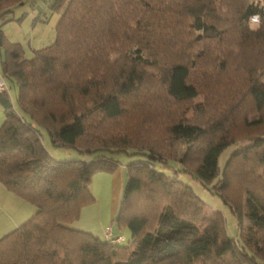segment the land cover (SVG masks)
<instances>
[{"label":"trees","instance_id":"trees-1","mask_svg":"<svg viewBox=\"0 0 264 264\" xmlns=\"http://www.w3.org/2000/svg\"><path fill=\"white\" fill-rule=\"evenodd\" d=\"M51 8L60 11L54 40L30 58L0 31L2 73L17 86L15 103L0 93V183L35 207L0 238V264H264L262 0H52ZM204 90L201 118L174 113ZM243 103L244 125L258 131L220 168L221 153L241 141L231 127ZM208 105L221 118L205 122ZM41 130L52 147L87 157L55 159ZM88 132L98 141L83 146ZM121 153L143 156L125 164L114 218L128 232L124 244L71 226L95 201L92 175L114 171ZM170 161L220 197L238 219L237 237L221 211L155 167ZM237 166L243 206L227 194Z\"/></svg>","mask_w":264,"mask_h":264},{"label":"rangeland","instance_id":"rangeland-1","mask_svg":"<svg viewBox=\"0 0 264 264\" xmlns=\"http://www.w3.org/2000/svg\"><path fill=\"white\" fill-rule=\"evenodd\" d=\"M50 2V3H49ZM13 3V0H3L0 5L1 7H7V5H10ZM52 0H26L22 1L20 4H13L10 6L9 11L6 13V17L2 20V15H0V29L4 33V36L7 38V40L11 42H18L21 47L24 50L25 56L30 58L32 57L33 50L37 49L39 47H43L46 45H49L54 40L55 35V25L57 23V19L50 18L48 15L46 18L41 16V11H47L49 8H51ZM262 4L264 5V0H262ZM48 20V21H47ZM259 18L258 16H252L249 21L250 28H256L258 24ZM2 52V51H1ZM1 61V60H0ZM0 71L1 68H0ZM7 86L9 89L5 92L1 93H8V96L12 99V101L15 103L16 101V95H17V86L16 84H13L11 86V82L9 80H6ZM205 90L202 91L197 97H195L193 100H191V103H185L184 105L178 104L174 105V113H176V109H179V113L184 121L189 122H195L197 119L201 118V114L199 115V105H205V100L208 103V100L206 99ZM209 105L207 106L206 111L204 112L203 117H207L206 121H213L217 118H221V114L213 115L211 109H208ZM245 103L242 105V112L239 114L240 117L238 119H235L233 122V126L231 127V134L236 139H241L239 141L240 143H237L239 145H232L229 146L227 149H225L218 159L219 167L222 168L225 160L233 149H236L240 146V144H245L246 141L243 139L248 133H253L258 131L256 128H247L246 125H244V119L243 114L246 113ZM255 113H247V120L254 118L253 115ZM209 118V120H208ZM90 122V126H92V121ZM103 123V122H101ZM105 125H109L112 128L117 129L114 125L110 124H100V128L104 130H108L109 128ZM93 131L92 127H89ZM106 131H104L103 136H107ZM42 138L44 141V144L46 145L48 151L51 152V156L54 157L57 160H73V159H84L87 157L85 154H81L75 149L72 148H66V147H52L49 141L48 133L44 130H41ZM98 136V135H97ZM96 136V137H97ZM108 137V136H107ZM99 137L96 139L93 138L92 133L88 132L86 134V137L84 140H82L83 146H89L90 141L95 140L98 141ZM243 140V141H242ZM114 156L120 163H129L132 160L135 159H141L143 156L139 154H131V155H125L123 153L121 154H114ZM240 164H238L239 166ZM234 167L232 170H230V179H231V187L227 191V194L230 199H234L238 202H241L243 206L244 201V191L242 190V185L244 180L240 178L241 173L243 172V169L241 167ZM155 167L165 172L169 175H175L178 177V179L186 182L189 184L194 191L206 202L211 209L219 210L222 212L224 216V223H225V230L226 234L229 237H237L239 234V224L238 219L236 216L233 215V213L229 210V208L222 202L219 196L216 194L211 193L205 186L202 185V183L195 177H193L190 173H187L182 170V167L180 164H176L173 161L168 162L167 164L162 163H155ZM245 209H243L244 211ZM241 227L245 228L249 225L248 219L243 216L241 219ZM128 233V232H127ZM104 237L106 239L111 240V242H121L122 244L126 243L128 240V235L125 240L123 237L118 238H112L110 236V231L105 230L103 232ZM123 240V241H120Z\"/></svg>","mask_w":264,"mask_h":264},{"label":"crops","instance_id":"crops-1","mask_svg":"<svg viewBox=\"0 0 264 264\" xmlns=\"http://www.w3.org/2000/svg\"><path fill=\"white\" fill-rule=\"evenodd\" d=\"M9 8L10 5L0 7L2 20L6 17L5 15L9 11ZM47 15L50 18L58 20L60 11L51 10L50 8L47 11H41L42 17L46 18ZM1 33L4 35L2 31ZM2 59L3 56L0 51V68L3 71ZM2 71L0 72L2 73ZM3 121L4 111L0 105V126ZM125 182V163H120L112 172L94 173L91 177L90 187L95 201L81 208L79 219L73 222L71 226L88 231L104 239L106 237H104L103 232L109 230L112 238L123 237L125 240L128 235L127 231L118 227L114 222L123 195ZM34 212L35 207L33 204L11 193L0 183V238L16 229L25 220L30 218Z\"/></svg>","mask_w":264,"mask_h":264},{"label":"built area","instance_id":"built-area-1","mask_svg":"<svg viewBox=\"0 0 264 264\" xmlns=\"http://www.w3.org/2000/svg\"><path fill=\"white\" fill-rule=\"evenodd\" d=\"M8 86L3 73L0 72V93L7 91Z\"/></svg>","mask_w":264,"mask_h":264}]
</instances>
